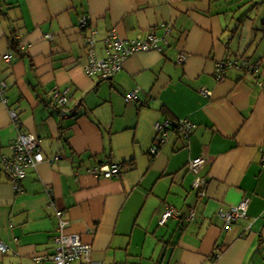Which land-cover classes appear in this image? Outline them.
<instances>
[{"label": "crops", "instance_id": "obj_1", "mask_svg": "<svg viewBox=\"0 0 264 264\" xmlns=\"http://www.w3.org/2000/svg\"><path fill=\"white\" fill-rule=\"evenodd\" d=\"M259 2L0 0V77L7 84L0 102V244L8 247L0 264H54L38 259L55 254L61 221L102 264H264ZM113 31L123 41L154 35L159 50L131 54L110 78L87 74L90 55L107 58ZM12 39L25 56L7 63ZM229 59L241 66L218 79L217 63ZM54 88L68 92L67 117L51 103ZM134 90L137 98L127 103ZM10 110L18 111L21 129ZM181 120L194 126L188 139L166 126ZM159 125L167 130L163 141ZM19 130L37 137L44 156L28 170L22 193L4 163ZM197 157L206 159L202 199L188 167ZM116 164L117 178L93 173ZM246 197L241 235L227 236L217 213ZM169 206L179 214L160 226Z\"/></svg>", "mask_w": 264, "mask_h": 264}, {"label": "built area", "instance_id": "obj_2", "mask_svg": "<svg viewBox=\"0 0 264 264\" xmlns=\"http://www.w3.org/2000/svg\"><path fill=\"white\" fill-rule=\"evenodd\" d=\"M82 27L86 26V19L80 22ZM158 38L154 35H150L144 41H123L118 38L117 34L113 31L106 40V48L108 56L105 59H96L93 55H90L89 63L86 67V72L89 75H101L103 78H110L115 73L121 70L124 61L131 54L149 51L151 49H158ZM95 41L93 37L88 38V45L93 47ZM12 55L7 54L4 59L6 62H11ZM186 57L181 54L178 58V62H184ZM241 66L238 60H226L217 63V78L221 79L230 68H238ZM256 68V67H255ZM7 84L0 78V101L3 100V94ZM67 92H56L55 97L57 101L63 105L67 102ZM138 90L129 92L125 100L126 102H131L137 98ZM11 117L16 120L17 112L11 111ZM168 127L174 128L176 132H179L185 138H188L192 132L194 126L187 120H181L180 122L172 123L170 122ZM165 126V127H166ZM164 126H157L159 136L158 140L163 141L167 135V130L163 131ZM14 155L10 159H5V167L7 172L10 174L11 183L14 189L22 193L23 189L21 187L22 181L27 174L28 168L35 169L39 164L44 161V156L42 154L39 142L33 133H20L12 145ZM152 155L156 154V150H152ZM262 163L264 164V149L262 153ZM206 164V159L204 157H197L190 161L188 167L189 170L196 175L194 181V189L196 190L198 197L203 198L205 195V190L207 183L204 177L201 175ZM122 168L119 165L112 166H102L94 170V174L98 175L102 173L105 178H117L121 175ZM250 199L248 197L244 198L237 206L230 208H221L218 211V216L225 223V230L227 236L234 234L239 237L240 227L239 222L247 216L249 209ZM194 212V211H193ZM191 212V217H194L195 212ZM179 211L173 207H167L162 213L159 224L161 226L166 225L168 220L172 217L178 216ZM65 222L61 221L59 226V235L55 237L56 252L52 256L44 257V259H38L39 262L45 261V259L50 260L54 264H102L101 262H94L91 259L92 248L90 245L85 244L78 234H67L64 231ZM229 242L230 240L227 239ZM8 247L4 244H0V250L5 252Z\"/></svg>", "mask_w": 264, "mask_h": 264}, {"label": "trees", "instance_id": "obj_3", "mask_svg": "<svg viewBox=\"0 0 264 264\" xmlns=\"http://www.w3.org/2000/svg\"><path fill=\"white\" fill-rule=\"evenodd\" d=\"M259 5H263L264 4V0H260V2L258 3ZM11 45H12V49H13V51L14 52H10V54L12 55V58H11V62H12V59L16 56V55H20V56H25L24 54H22V49H21V47L19 46V44L17 43V41L16 40H14V39H12L11 40ZM151 50H155V49H151ZM10 62V63H11ZM8 63V62H7ZM1 78V77H0ZM1 80H3L2 78H1ZM4 81V80H3ZM5 82V81H4ZM7 89V88H6ZM5 89V90H6ZM67 92V90H61V89H59V88H54L53 90H52V92H51V103L52 104H54L56 107H57V109L59 110V113H60V115H61V117H67L68 115H69V112H70V110H71V107H70V102H69V97H68V92L66 93V95H67V102H65V103H63V105L61 104V103H59L58 101H57V98L55 97V93L56 92ZM4 93H5V91H4ZM126 97V96H125ZM5 97H4V94H3V100H2V102H5ZM135 100V99H134ZM126 101V100H125ZM1 102V101H0ZM127 103H130V102H127ZM11 111H15V112H17V119L16 120H14L12 117V122H13V124L15 125V126H17L18 127V129H21V125L19 124V113H18V111L17 110H10V112ZM11 114V113H10ZM30 133V132H27V131H24V130H19V132H18V135L20 134V133ZM17 135V136H18ZM37 138V137H36ZM185 138V137H184ZM189 138V137H188ZM188 138H185V139H188ZM16 140V139H15ZM38 140V139H37ZM14 143V142H13ZM13 145V144H12ZM12 145H11V149H12ZM13 150V149H12ZM120 167H121V165H119ZM122 168V167H121ZM30 169H33V168H28L26 171L28 172V170H30ZM27 175V174H26ZM207 188V187H206ZM217 216H218V213H217ZM218 218H219V216H218ZM220 219V218H219ZM221 220V219H220ZM222 222H223V232L226 234V230H225V223H224V221L223 220H221ZM227 241V238H225V242ZM228 242V241H227ZM220 253V252H219ZM219 253H217V254H219Z\"/></svg>", "mask_w": 264, "mask_h": 264}, {"label": "rangeland", "instance_id": "obj_4", "mask_svg": "<svg viewBox=\"0 0 264 264\" xmlns=\"http://www.w3.org/2000/svg\"><path fill=\"white\" fill-rule=\"evenodd\" d=\"M106 166H109L110 167V165H106ZM201 173H202V171H201ZM193 186H194V182H193ZM193 212V211H192ZM194 213V212H193ZM194 216H195V214H194ZM173 218V217H172ZM171 219V218H170ZM169 221V220H168ZM167 224V223H166ZM160 225V224H159ZM161 226V225H160ZM165 226V225H164Z\"/></svg>", "mask_w": 264, "mask_h": 264}]
</instances>
